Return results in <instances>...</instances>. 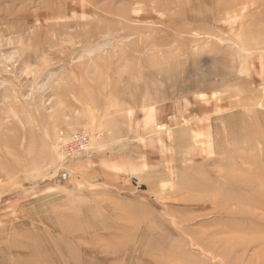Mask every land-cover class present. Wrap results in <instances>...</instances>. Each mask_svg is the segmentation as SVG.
Masks as SVG:
<instances>
[{
	"label": "rangeland",
	"instance_id": "rangeland-1",
	"mask_svg": "<svg viewBox=\"0 0 264 264\" xmlns=\"http://www.w3.org/2000/svg\"><path fill=\"white\" fill-rule=\"evenodd\" d=\"M0 264H264V0H0Z\"/></svg>",
	"mask_w": 264,
	"mask_h": 264
},
{
	"label": "crops",
	"instance_id": "crops-1",
	"mask_svg": "<svg viewBox=\"0 0 264 264\" xmlns=\"http://www.w3.org/2000/svg\"><path fill=\"white\" fill-rule=\"evenodd\" d=\"M146 120V122H148V121H150V119H145ZM142 148H143V146H142ZM125 153H123L122 155L121 154H118L119 156H118V159H127V160H124V163L123 164H130V162L132 163V164H134L133 162L135 161V163L136 162H138V161H140L141 159H149V157L148 156H145L144 155V151L141 149V152L140 153H137L136 152V155L135 156H133V155H131V154H126L127 156H125L124 155ZM123 169H124V167H123Z\"/></svg>",
	"mask_w": 264,
	"mask_h": 264
},
{
	"label": "built area",
	"instance_id": "built-area-1",
	"mask_svg": "<svg viewBox=\"0 0 264 264\" xmlns=\"http://www.w3.org/2000/svg\"><path fill=\"white\" fill-rule=\"evenodd\" d=\"M86 137L83 133H79L76 135V137L73 139L71 144L69 145L68 149L70 152H78L82 150V147L86 145Z\"/></svg>",
	"mask_w": 264,
	"mask_h": 264
},
{
	"label": "bare ground",
	"instance_id": "bare-ground-1",
	"mask_svg": "<svg viewBox=\"0 0 264 264\" xmlns=\"http://www.w3.org/2000/svg\"><path fill=\"white\" fill-rule=\"evenodd\" d=\"M38 3V2H37ZM40 4V3H39ZM125 26V25H124Z\"/></svg>",
	"mask_w": 264,
	"mask_h": 264
}]
</instances>
